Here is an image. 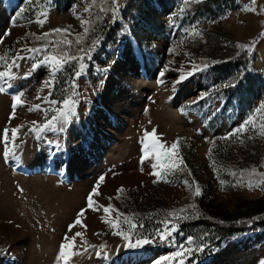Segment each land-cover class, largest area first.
<instances>
[{
  "label": "rangeland",
  "instance_id": "rangeland-1",
  "mask_svg": "<svg viewBox=\"0 0 264 264\" xmlns=\"http://www.w3.org/2000/svg\"><path fill=\"white\" fill-rule=\"evenodd\" d=\"M245 6H251V0H191L188 4L184 0H119L117 16L113 20L111 0H51V4L47 0H0V55L7 52L11 58L25 45L39 47L62 40V34L53 33L45 40H36L31 35L58 27L71 26L72 34L67 39L73 44L70 47L60 44L52 54L68 51L73 56L83 55L78 48H89L93 41H99L91 52V60L85 58L83 61L87 66L85 74L75 81L80 93L77 115L63 131L45 132L43 139L38 140L34 134L23 135L27 128L22 129L16 141L17 144L21 139L24 141L17 152L19 159L7 162L2 156L3 143L0 142V264H60L57 260L59 245L66 233L71 236L76 231L83 232V240L88 245H106L103 251L108 255L96 256L97 247L89 249L87 255L72 256L68 264H121L124 257L138 255L142 256L143 263L153 264L160 256L178 250L177 246H187L188 236H192L196 244L203 241L207 247L204 252L188 258L185 264H259L264 259V225L245 223L244 231L226 235L228 225L221 219L224 215L230 221L255 220L264 212V190L246 187L248 179L255 182L261 177L246 174L245 186H233L241 170L251 172L256 168L257 173L264 172V135L260 134L264 112L255 111L264 102V36L261 35L264 33V11H261L264 0H256L257 12L244 11ZM85 7L90 11L85 12ZM101 7L107 11L101 12ZM45 11L47 20L41 26L36 21L37 18L44 19L40 14ZM81 19L90 24L82 26ZM84 27H89V32L83 36L82 44L77 45L75 34H83ZM193 29L201 35H194ZM6 32L10 34L5 35ZM239 44L251 47L240 48ZM227 49L231 54L246 52L247 57L242 58L246 65L223 58ZM122 50V61L128 65L122 71L134 68L136 72L132 76L139 81L142 90L132 87L121 72H109ZM45 54L37 53L36 56L42 59ZM33 62L19 61L20 68L13 69L18 76L12 82L13 88L0 93V136L5 126H31V121L44 122L42 111L29 112L27 109L37 103L42 108L50 107L43 102L48 89L39 93L40 100L35 97L42 81L51 78V70L41 66L27 79L23 78L31 71ZM79 63L70 61L56 73L50 100H60L70 94L72 74ZM204 63L209 67L187 75L193 64L202 67ZM161 72L164 73L162 77ZM181 74L187 78L175 84L173 90V83ZM159 80L163 83H158ZM147 83L154 92L145 93ZM226 84H235V87H225ZM105 88L109 106L119 110L123 103L130 106V110L121 112L128 122H123L117 129L119 137L110 145L114 159L110 162L94 160L89 168L65 181L55 171L66 168L71 175L75 174L78 168H75V156L81 155L82 150L89 151L81 131L84 118L94 108H99L97 113L107 119L99 107ZM20 90L25 92L24 106H18L16 117L9 123L11 94ZM204 93L208 95L198 99ZM157 98L163 100L162 108L165 102L174 100L176 114L167 106L163 110L155 107ZM115 99H118V106ZM52 114L49 112L48 118ZM250 115L254 120L247 126V131L228 140L220 139ZM153 127L166 146L181 138L178 156L187 167L184 171L168 174L165 179L170 182L161 179L153 183L155 177L149 175V162H145L144 171H140L143 147L140 140L143 132L151 131ZM241 139L243 143L239 142ZM49 140H58L61 145L55 156L50 155L56 150L46 142ZM18 163L31 171L16 170L14 166ZM51 163L55 165V171L48 167ZM46 167L52 174L46 173ZM232 171L237 176H232ZM101 174H106L105 181L98 189L100 195L93 199L99 205L111 203L119 214H123L118 221L120 230H128L124 215L129 216L132 223L143 225L136 232L149 236L155 229L162 228L161 221L172 219L177 230L170 241L161 243L157 239L142 249L123 248L116 252L115 245L125 242L120 236L113 235L118 229L106 221L116 223L118 213L105 214L102 208L99 211L88 209L81 217L82 225L75 226L70 232L68 225L86 205V198ZM185 179L191 187L184 184ZM220 180L226 183L222 186ZM193 181L199 184L202 195L193 196ZM121 186L125 191L116 199L117 189ZM109 197H112L111 201ZM188 205H195V208L186 207ZM182 208L184 212L179 215L188 216V219H173L167 215ZM81 243V238L77 237L76 244ZM171 264H178V259Z\"/></svg>",
  "mask_w": 264,
  "mask_h": 264
},
{
  "label": "snow or ice",
  "instance_id": "snow-or-ice-1",
  "mask_svg": "<svg viewBox=\"0 0 264 264\" xmlns=\"http://www.w3.org/2000/svg\"><path fill=\"white\" fill-rule=\"evenodd\" d=\"M95 2V0H93ZM191 0H184L185 4L190 3ZM48 4H51V0H47ZM111 13H112V19L115 20L117 16V12L119 9V0H111ZM256 0H251V6H245L243 9L244 11H250V12H257L256 8ZM23 11V10H21ZM85 12H89L90 9L88 7H85ZM101 12L107 11L103 7L100 9ZM261 11H264V8L261 9ZM20 15V12L17 13V16ZM40 15L44 17V19L37 18V23H39L41 26L46 22L47 20V12H42ZM79 18V17H78ZM15 23V18H13V24ZM80 23L82 26L90 24V21L87 20H80ZM71 26H68L67 28H54L51 29L49 32L42 33L40 35H37L35 33H32L31 35L35 37L36 40H45L49 36H51L53 33L55 34H62L63 39L58 41H50L49 43H45L40 45L39 47H28L25 45L22 49L17 51L11 58L8 57L7 52L4 55H0V68L3 70H0V93H6L9 91V89L13 88V81L18 78L17 72L13 71V69H19L20 63L19 61L22 60H33L34 62L31 64V71L26 72L24 74L25 79L28 78V76L31 75V72L37 70L41 66H47L50 68L51 72V78L45 79L42 81V86L40 89H38V94L35 97L37 100L41 99V96L39 93H42L45 89H48V94L43 96V102L50 105L48 108H42L40 103L33 104L30 107H28L29 112L33 111H42L44 113V122L41 123L39 121H31L30 125L27 126L25 124H19L15 127L9 128L8 126H5L2 130V136H0V142L3 143V152L2 156L4 160L7 162L10 159L12 160H18L19 157L17 155L18 149L21 147V145L24 143V141L21 139L20 143L17 144L16 141L21 136V130L27 128V131L23 133V135L28 134H34V137L38 140L43 139L42 134L45 132H62L64 129V126L68 124L76 115V109L78 104L80 103V93L77 91L79 88V85L75 83L77 79H79L82 75L85 74L86 64L83 63L85 58L88 60H91V52L95 50L96 45L99 43L98 40H95L92 42L91 47L84 48L80 47L78 48V52L83 53V55L79 56H73L70 55L68 51L58 52L57 54H52L53 52H56L60 44H65L67 46H71L73 44V41L70 39H67L68 35H71L70 33ZM89 32V27H84L83 34H75L76 40L75 43L77 45L82 44L83 42V36L86 35ZM194 35H201L199 31L196 29H193ZM10 34V32H6L5 35ZM262 36H264V33H261ZM20 38H18L19 40ZM0 42H2V39H0ZM51 44V51L49 50V45ZM240 48H249L251 45L248 44H239L237 45ZM37 53H47L43 55L42 59L37 58ZM31 54V55H28ZM70 61H79V67L74 73L73 81L71 85V92L69 95L63 96L60 100L55 99H49L50 96H52V89L55 86V75L57 72L62 71L65 64H67ZM212 63H216V61H213ZM167 67V66H166ZM209 65L207 63H204L203 66H198L193 64L192 71H190L187 75H192L196 71H200L203 69L208 68ZM164 75L163 72L160 73V76L162 77ZM187 77L184 74H181L179 76V79L173 83V90L175 89V84L180 83L181 81L185 80ZM158 83H163V80H159ZM225 87L232 86L235 87V84L231 85H224ZM25 92L23 90L16 91L11 94L12 104H11V112L9 115V123L12 119L16 117L17 108L18 106H24V101L22 97H24ZM208 93H204L201 95L198 99H204L205 96H207ZM197 101H193V103H196ZM56 105H59V107H56ZM148 109H145V112L147 113ZM183 111V109L181 110ZM257 113L264 112V102L260 104L258 108L255 109ZM52 112L50 118H48V113ZM253 116H249L248 119H246L242 124H240L237 128H235L232 132L226 134V136L221 137L220 139L228 140L233 135L236 134H242L245 131L248 130L247 126L253 124ZM151 123V121H149ZM11 133V135H9ZM260 134L264 135V126L261 127ZM252 137H249L251 139ZM181 138H177L176 141H174L171 146H166L165 142H162L161 139L156 134V128L153 127L151 131L145 130L143 132V136L140 140V143L143 145L141 151L142 155L140 157V164L141 168L140 171H144L143 165L145 162L150 163L151 171L149 172V175L154 176L155 179L153 180V183H156L158 180L165 179V177L176 171H184L186 169V165L184 164V161L182 158L178 156V146L180 143ZM51 147L55 148L56 151L50 153V155L55 156L56 152H58L61 149V145L58 140H49L46 141ZM240 143H243L244 141L241 139L239 141ZM214 144V141L212 142ZM11 145V146H10ZM212 149H209V155L211 154ZM154 161V162H152ZM183 166V167H181ZM213 170L216 171V162L212 161ZM248 175L251 177L253 174L258 175L261 177V179L253 182L251 179H248L246 187L249 189L253 188H261L264 190V172L257 173L256 168H252L251 172H248V170H241L239 173V178L236 180L234 187L239 186H245L244 184V177L245 175ZM115 175V173H113ZM189 175H191L189 170ZM232 176H237V173L235 171L231 172ZM106 174H101L96 184L92 187L90 193L88 194L86 198V208H81L80 211L77 213L74 222L70 225H68V229L71 232V230L77 226L82 225L81 217L84 216L86 210L92 209L94 211H99L101 208L103 209V212L105 214L110 213V211H116L118 213L116 220V223H113V221L108 220L106 221L110 226L118 229L113 232V235L120 236L123 241L125 242L122 247L124 249L128 250H138L144 248L146 245H151L156 242L157 239L161 243H167L172 238V234L176 232L177 225L172 222V219H165L161 221L162 228H157L154 230V232L149 235H144L143 233L136 232L137 228H142L143 225H137L136 223L131 222V218L127 215H124V223L128 225V230H120L119 228V218L120 215L118 210L114 208V205L109 203L108 205H99L96 203L93 199L94 196L100 195L98 192V189L100 187V184L105 181ZM165 182H170L165 179ZM185 185H189V181L185 179L184 181ZM195 183V190L193 191V196H200L202 195L201 188L198 183ZM226 183L225 180H220V184L223 186ZM191 187V185H189ZM20 192H23V189H19ZM125 189L123 186L121 188L117 189V195L116 199L120 198V193L124 192ZM109 201H111L112 197L108 198ZM186 207L195 208V205H188ZM184 212V209L174 210L167 213L169 217H172L173 219H188V216H180L179 213ZM197 216L199 213L196 214ZM254 218V219H258ZM102 219H104L102 217ZM249 224L252 223V220L247 221ZM223 223V221H221ZM83 227L86 228V225H83ZM83 232L76 231L73 235L69 236L67 233L65 234L63 241L59 245V251L57 254V260H63L65 264H68L72 256L76 255H87L89 253V249H97L94 252L96 256H105L107 257L108 253L104 252L103 249L106 247V245L101 244L99 246L96 245H88V242L86 240H83ZM98 235V233H97ZM134 235L136 236L135 239H133ZM77 237H80L82 240V243L78 246L76 244ZM187 246L185 245H179L178 250L172 251L168 255L160 256L158 259H156L153 264H171L172 261L178 259V264H185V261L193 257L195 253H202L204 252L205 248L207 247L206 243L201 241L199 244L195 243V240L192 236H188L186 238ZM84 245H87V247H84ZM121 246H117L115 249L116 252L120 251ZM259 264H264V259H261L259 261Z\"/></svg>",
  "mask_w": 264,
  "mask_h": 264
},
{
  "label": "bare ground",
  "instance_id": "bare-ground-1",
  "mask_svg": "<svg viewBox=\"0 0 264 264\" xmlns=\"http://www.w3.org/2000/svg\"><path fill=\"white\" fill-rule=\"evenodd\" d=\"M123 53H124L123 50L118 53V55L116 56L109 72L110 73H113V71H115V72L118 71L117 73L121 72L129 80V83L132 85V87H136L137 89L139 88L140 90H142L143 88H141L139 86L140 85L139 81L135 80V78L132 76V74L134 72H136L134 68H126L125 71H122L124 69V67L128 66V65L124 64V61H122V56H123L122 54ZM147 85H148V83H147ZM146 87L147 88H145V93H147V91L148 92H154L152 90L153 88L151 86H150L151 88L149 87V85ZM103 92H104L103 93L104 99L100 100L101 105L99 107H101L102 110L106 113L107 119H104V118L102 119L100 117V115L97 113L99 108H94L84 118L83 125L81 127V131L85 134L86 140H85L84 144L88 145L89 151H85V150L83 151L82 150L81 155L75 156V158H74L75 168H76V166H78V168H76L77 172L75 171V174L71 175V171L69 169H66V168H63L61 171L56 172L55 171L56 169H54L55 165L52 163H51V165L48 164V167H51L57 175H61L65 181L72 179V176L77 175L78 171H83L84 169L89 168L91 166V163L94 160H96V161L107 160L110 162V161H113V159H114V157H113L114 151L113 152L111 151L110 145L113 144L116 141V139L119 137L118 130H119L120 126L123 125V122H126V121L128 122V118L124 119L125 115H122L121 112L125 111L127 109L130 110V106H129V104L123 103V102H122L123 104H121V110H119V108H115L116 106H109L107 103V100H106V95H105L106 94V88L104 89ZM138 95H140V94H138ZM142 96H143V94H142ZM158 96H159V94H158ZM115 102L118 106V104H119V103H117L118 99H115ZM161 102H163V100L161 101L160 99L157 98L155 107H158V109L163 110V108L167 106L166 108L168 110H170L174 115L176 114V110L174 109V105H173L174 100L172 102V99H170L167 101V103L165 102L166 105L163 108H162ZM158 112H160V111H158ZM46 166H47V164H46ZM14 168L16 170L21 171V172L31 171L30 169H24L22 167L21 163H18L17 165H15ZM39 169L40 168H38L37 170H39ZM45 171L48 174H52L51 169H47V167H46ZM83 206H84V208H86V205H83ZM122 245L123 244H121V245L116 244L115 248H117V246H121L120 251H119V252H121L123 250ZM60 264H65V262L63 260H60ZM121 264H145V263H143L142 256L138 255L135 257L134 256L124 257L123 260L121 261Z\"/></svg>",
  "mask_w": 264,
  "mask_h": 264
},
{
  "label": "trees",
  "instance_id": "trees-1",
  "mask_svg": "<svg viewBox=\"0 0 264 264\" xmlns=\"http://www.w3.org/2000/svg\"><path fill=\"white\" fill-rule=\"evenodd\" d=\"M134 6V5H133ZM213 41H215L214 39H211ZM210 41V40H209ZM229 49H227V51H225V54L222 55L223 58H227V59H233L235 61V63L237 64H243L244 66L246 65V61L242 60V58L245 56V58L247 57V53L246 52H240L241 56L236 54V53H233L231 54L229 51ZM105 63V62H103ZM102 63V64H103ZM250 77L248 76L247 77V80L249 81ZM251 81V80H250ZM249 81V82H250ZM264 212L261 213V215L259 216L258 219H255V220H252L253 223H256L258 226H262L264 225ZM263 217V218H262ZM223 221H225L227 228H226V235L228 234H234L235 232H239V231H244L246 228V224H248L247 221L249 220H245V219H239L238 221H230L231 219L227 218L226 216L222 215V218H221ZM235 222H242L240 224H235ZM232 223V224H231ZM246 223V224H245ZM243 225V227H242Z\"/></svg>",
  "mask_w": 264,
  "mask_h": 264
}]
</instances>
